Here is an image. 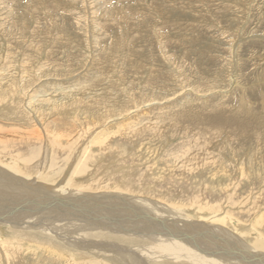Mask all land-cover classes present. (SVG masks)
<instances>
[{"label": "rangeland", "instance_id": "1", "mask_svg": "<svg viewBox=\"0 0 264 264\" xmlns=\"http://www.w3.org/2000/svg\"><path fill=\"white\" fill-rule=\"evenodd\" d=\"M0 177L224 218L264 255V0H0ZM4 220L0 264H119Z\"/></svg>", "mask_w": 264, "mask_h": 264}, {"label": "bare ground", "instance_id": "2", "mask_svg": "<svg viewBox=\"0 0 264 264\" xmlns=\"http://www.w3.org/2000/svg\"><path fill=\"white\" fill-rule=\"evenodd\" d=\"M0 179H2V181L0 180L2 199L7 200L9 197L15 196V199L13 198L15 209H11L9 206L13 205L10 204L5 208L0 207L2 209L0 220L12 219L9 224L14 222L15 228L20 227L18 230L24 232H30L33 225H36V228L42 227L43 229L39 228V230L43 231V235L47 238L50 239V235H55L79 251H86L88 248L95 249L101 253L97 256V252L96 256L103 259L111 260L113 258L112 261L119 264H264V255L252 253L251 248L249 249L248 245V247L244 246L245 244L241 245V239L233 237L231 231H224V226L227 224L224 218L201 215L203 221L198 224L187 219V216L180 215V212L164 211V208L160 206L139 205L137 207L133 204L135 202L132 201V203L129 198L126 199V202L128 200L127 204L122 203V205L120 204L121 196L85 194L78 197L77 194H73L72 197H62L58 194L61 197H57L56 194L52 195L54 194L51 193L52 189L38 184L36 187H29L19 181H14L11 186L7 183L9 179L4 180L3 177ZM37 193L49 196L47 203L27 204L37 197ZM84 201H88V203L84 205ZM90 203L99 207L91 208ZM29 205L33 206L29 208ZM114 206H117L118 209ZM31 209L40 210L41 216L38 218V215H34L37 218H30L33 217L32 213H35L31 212ZM102 210L104 214L101 212ZM119 210L123 212L124 216L121 214L122 212H118ZM43 211L47 213H43ZM181 216L182 219L179 220ZM129 217L139 218L142 223L136 225L135 221L127 220ZM4 221L8 222L9 220ZM69 229L74 233V237L67 236L69 233L66 230ZM203 237L209 238V242L205 241ZM86 238L100 239V241L96 242ZM141 240L149 242L148 246L143 247L140 244ZM132 245L136 246V249L132 250ZM262 250H264V246ZM84 251L83 253H85ZM85 255L88 259L90 258L89 254ZM105 263L112 264V262Z\"/></svg>", "mask_w": 264, "mask_h": 264}]
</instances>
